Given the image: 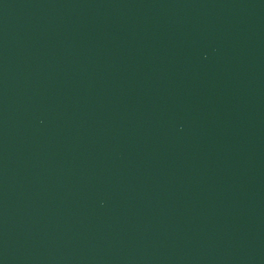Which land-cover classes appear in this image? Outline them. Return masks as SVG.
Returning <instances> with one entry per match:
<instances>
[{"label": "water", "instance_id": "95a60500", "mask_svg": "<svg viewBox=\"0 0 264 264\" xmlns=\"http://www.w3.org/2000/svg\"><path fill=\"white\" fill-rule=\"evenodd\" d=\"M0 264H264V0H0Z\"/></svg>", "mask_w": 264, "mask_h": 264}]
</instances>
